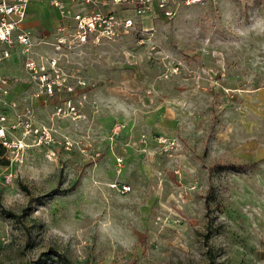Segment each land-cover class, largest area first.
Segmentation results:
<instances>
[{
  "label": "rangeland",
  "instance_id": "1",
  "mask_svg": "<svg viewBox=\"0 0 264 264\" xmlns=\"http://www.w3.org/2000/svg\"><path fill=\"white\" fill-rule=\"evenodd\" d=\"M54 40L36 51L85 85L70 115L55 112L64 95H9L49 138L10 133L21 162L0 146V264H264V0ZM0 72L27 77L14 51Z\"/></svg>",
  "mask_w": 264,
  "mask_h": 264
},
{
  "label": "built area",
  "instance_id": "2",
  "mask_svg": "<svg viewBox=\"0 0 264 264\" xmlns=\"http://www.w3.org/2000/svg\"><path fill=\"white\" fill-rule=\"evenodd\" d=\"M40 0H0V66L11 57L12 52L23 58L27 82L31 87V101L46 104L48 99L64 98L56 106V114H75L74 95L77 88L85 85L83 81H73V77L60 68L58 58L37 52L40 44L31 33L22 27L26 10L31 2ZM57 9L62 19L72 23L60 25L57 32L55 50L65 43L100 44L113 40L120 33L130 29L134 19L151 11H157L172 18L179 4H199L202 0H45ZM17 79L0 75V146L10 150L15 162L22 161L25 144L9 139V134L22 129L23 135L34 133L40 139L49 138L45 126L34 127L33 107L24 103L20 110L11 103L9 95ZM75 83V84H74ZM33 87V88H32ZM11 107L10 112L5 109Z\"/></svg>",
  "mask_w": 264,
  "mask_h": 264
},
{
  "label": "crops",
  "instance_id": "3",
  "mask_svg": "<svg viewBox=\"0 0 264 264\" xmlns=\"http://www.w3.org/2000/svg\"><path fill=\"white\" fill-rule=\"evenodd\" d=\"M70 23H72L71 19H62L57 9L50 6L47 1L40 0L31 2L28 5L26 10V18L22 23V27L31 33L35 41L47 43L46 45H48L50 44V42H52L54 39L56 40V38L60 36V34L57 32V28L60 25H67ZM50 39H52V41H50ZM8 70L9 68L7 69V71ZM4 74H7L6 76L8 77H13L9 73L0 72V75L4 76ZM18 79L22 80L13 85L11 94L19 95L21 93H24L30 86L26 81L27 77H25V75L21 79Z\"/></svg>",
  "mask_w": 264,
  "mask_h": 264
},
{
  "label": "trees",
  "instance_id": "4",
  "mask_svg": "<svg viewBox=\"0 0 264 264\" xmlns=\"http://www.w3.org/2000/svg\"><path fill=\"white\" fill-rule=\"evenodd\" d=\"M225 168H235V166H234L233 164H231V165L228 166V165H225V164H221V163H220V164H217V165L211 166V167H210V170L212 171V170L214 169V170L219 171V170H223V169H225ZM237 168L244 169V165H239V166L236 167L235 169H237ZM79 180H80V176L78 177V179H76V181L73 183L72 187H71L69 190L75 188L76 185L79 183ZM59 262H60L61 264H71V263H69L67 260L63 259L62 257H60Z\"/></svg>",
  "mask_w": 264,
  "mask_h": 264
}]
</instances>
